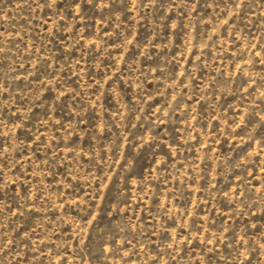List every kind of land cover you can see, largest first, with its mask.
I'll return each mask as SVG.
<instances>
[{"label": "rangeland", "instance_id": "rangeland-1", "mask_svg": "<svg viewBox=\"0 0 264 264\" xmlns=\"http://www.w3.org/2000/svg\"><path fill=\"white\" fill-rule=\"evenodd\" d=\"M0 264H264V0H0Z\"/></svg>", "mask_w": 264, "mask_h": 264}]
</instances>
